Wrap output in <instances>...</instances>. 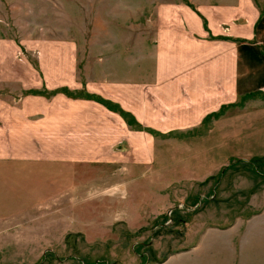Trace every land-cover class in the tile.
Segmentation results:
<instances>
[{
  "label": "rangeland",
  "instance_id": "rangeland-1",
  "mask_svg": "<svg viewBox=\"0 0 264 264\" xmlns=\"http://www.w3.org/2000/svg\"><path fill=\"white\" fill-rule=\"evenodd\" d=\"M195 2L0 0V264H264V26L247 44L257 55L238 67L236 53L233 66L257 82L194 131L144 126L93 91L124 101L143 80L163 87L158 71L199 63L157 62L160 33L181 19L170 5L207 28Z\"/></svg>",
  "mask_w": 264,
  "mask_h": 264
},
{
  "label": "crops",
  "instance_id": "crops-1",
  "mask_svg": "<svg viewBox=\"0 0 264 264\" xmlns=\"http://www.w3.org/2000/svg\"><path fill=\"white\" fill-rule=\"evenodd\" d=\"M234 1L239 5L230 9L216 0L207 2L205 6L195 2L196 9L206 19L207 28L203 27L201 17L188 6H184V10L177 9L178 6H169V12L173 13L172 19L174 20L176 15L183 20L178 19L173 22L171 31L160 33L162 38L158 46V66L171 71L173 66H186L190 62L199 60L200 62L191 66V69L181 70L176 76L169 78H166V69L158 71L156 77L165 81L163 87L161 85L158 88L143 80L138 92L131 89L125 91L124 101L113 91L102 92L98 87L93 88L94 94L102 97L109 95V99L114 104L131 111L144 126L161 131L172 128L194 131L203 115L218 108L221 103H227L237 95L244 94L251 81L257 82L256 79L246 80L236 77L233 66L236 53L238 67L250 58L249 54L257 55L256 49L247 47V44L254 41L259 30L264 26V7L253 6L251 0ZM139 14L141 10L133 11L130 16ZM238 15H242L246 21L231 26L229 32H221L215 27L216 22L232 20ZM181 27L189 29V38L184 36L185 32L180 33L184 30ZM169 33L172 39L167 37ZM172 53L179 59H172ZM183 53H187L190 58L187 56L185 59ZM83 102L88 105L90 115L99 116L101 123L120 125V118L115 113L92 101ZM184 136L181 134L177 138L182 139ZM144 137L145 146H148V138L143 136V139ZM210 176L211 173H205L201 180H206ZM194 178L195 176L191 175L185 176L184 179ZM176 181H183V177H179Z\"/></svg>",
  "mask_w": 264,
  "mask_h": 264
},
{
  "label": "trees",
  "instance_id": "trees-1",
  "mask_svg": "<svg viewBox=\"0 0 264 264\" xmlns=\"http://www.w3.org/2000/svg\"><path fill=\"white\" fill-rule=\"evenodd\" d=\"M208 179V178H207Z\"/></svg>",
  "mask_w": 264,
  "mask_h": 264
}]
</instances>
